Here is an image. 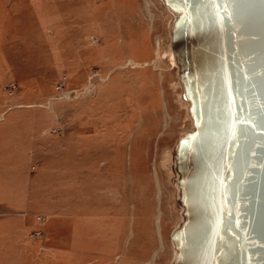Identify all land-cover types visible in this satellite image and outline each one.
Returning a JSON list of instances; mask_svg holds the SVG:
<instances>
[{
	"label": "rangeland",
	"instance_id": "obj_1",
	"mask_svg": "<svg viewBox=\"0 0 264 264\" xmlns=\"http://www.w3.org/2000/svg\"><path fill=\"white\" fill-rule=\"evenodd\" d=\"M161 0H0V264H170L191 129Z\"/></svg>",
	"mask_w": 264,
	"mask_h": 264
},
{
	"label": "water",
	"instance_id": "obj_2",
	"mask_svg": "<svg viewBox=\"0 0 264 264\" xmlns=\"http://www.w3.org/2000/svg\"><path fill=\"white\" fill-rule=\"evenodd\" d=\"M191 129L170 264H264V0H161Z\"/></svg>",
	"mask_w": 264,
	"mask_h": 264
}]
</instances>
